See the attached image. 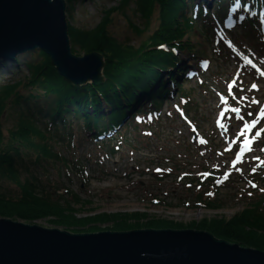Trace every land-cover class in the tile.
<instances>
[{
	"label": "rangeland",
	"instance_id": "374dc122",
	"mask_svg": "<svg viewBox=\"0 0 264 264\" xmlns=\"http://www.w3.org/2000/svg\"><path fill=\"white\" fill-rule=\"evenodd\" d=\"M119 1L79 0L71 6L69 15L66 7L67 32L68 24L84 30L95 28L108 10L118 6ZM125 14L131 24L141 32L134 30L125 16L117 12L110 15L108 32L119 44L138 47L157 29V14L145 22L135 12L134 0L125 8ZM185 16L190 17L188 9ZM194 28L200 31L199 26L194 25ZM242 30L240 28L235 31L232 35L234 39L228 37V45L224 43L216 45L214 39L203 31L192 32L190 40L195 50L192 52L197 56L195 60L198 58L205 60L208 69L204 74H200L202 84L187 82L183 86L180 85L181 88L178 87L176 91L178 97H175L176 92L173 91V98L166 105L168 109L156 122L146 118V121L150 122H144L136 127L128 121L123 127L118 128V132L111 134L112 141L104 145L100 139L95 142H90L89 138L78 141L77 127L74 130L76 135L74 147L71 145L68 150L59 147V150L63 156L90 159L91 164L86 166L88 175L86 182L76 176H69L67 179L64 173L62 175L56 172L54 166L47 169L45 166L40 171L31 166L34 158L25 157L16 158L14 169L17 175L21 180L35 177L41 186L48 187L49 192H53L52 195L67 201V208L71 210L65 215L77 218L76 221L102 215L122 217L125 214L126 219L118 220H125L126 228L138 223L142 224L140 227H151L152 230L203 231L204 227L198 229V225L210 223L212 220H220L225 224L235 215L251 210L255 202L260 201L261 210L264 205V164L261 163L264 162L262 151L264 132H261V129H264V119L254 127L251 125L260 109L264 108V50L259 42L255 43L252 39L246 38ZM190 53L184 51L178 55L186 64L195 67L194 64L197 62L192 59ZM27 55L28 53L18 57L17 67L11 61L4 62L5 65L8 63L7 68L0 65V83H8L27 75L23 65L29 58ZM73 55L84 56L82 53ZM253 64L258 65L257 70L249 66ZM246 73L249 74L248 77H245ZM229 80L234 81L231 84L236 85L238 92L241 91L238 101L230 99V105L239 111L238 116L227 112L225 106L220 104V100L215 96L217 92L223 94L226 92L224 88ZM20 94L27 97L30 94L35 96L36 92L21 89ZM29 103L31 107H35L36 112L42 111L38 112L40 115L37 117L47 123L48 119L41 117L46 116L47 109L50 110L45 101L42 98H35ZM174 103L181 105L182 109L187 108L184 111L185 115L194 126H186L177 118L171 110ZM160 107L162 108V104ZM132 110H135L134 113L138 112L136 115L141 114L137 108ZM104 112L107 114L106 109ZM222 112L223 116L220 115ZM16 123L17 116L11 114L3 125V132L6 134ZM245 125H249L250 128L246 130ZM257 132L261 133L259 137L256 136ZM199 137L206 139L203 145L198 143ZM119 141H122L119 150L111 152ZM234 159L237 167L231 169L230 163ZM58 167L62 169L61 165ZM254 168L256 171H253ZM158 170L162 172L159 173ZM204 171L213 172L214 176L229 175L225 182L215 188L214 183L210 187L198 180V176ZM220 179L221 177L218 178ZM65 192L70 194L67 196ZM0 194L6 198H14L19 195V188L6 178L0 177ZM71 195L74 196L72 199ZM208 201H213L208 203L209 207L204 205ZM143 214L146 217L137 220V215ZM0 219L44 229H57L71 234L120 232L113 230V222L102 220L90 222L92 224L88 226L71 224L72 226L67 227L53 223L55 219L49 216L30 222L8 217ZM157 220L168 226L158 229L156 226L153 227ZM91 228H95V232L90 231ZM132 230L145 228L124 232ZM203 232L214 236L209 231Z\"/></svg>",
	"mask_w": 264,
	"mask_h": 264
},
{
	"label": "trees",
	"instance_id": "16d2710c",
	"mask_svg": "<svg viewBox=\"0 0 264 264\" xmlns=\"http://www.w3.org/2000/svg\"><path fill=\"white\" fill-rule=\"evenodd\" d=\"M77 1L79 0H64L68 15L71 6ZM215 1L219 17L205 8L196 9L194 0H134L135 12L145 22H148L155 13L158 20L157 29L138 47L123 46L108 32L110 15L115 12L124 15L128 24L137 30L125 14V8L132 0H120L118 6L108 10L98 26L91 30L74 28L68 24L70 49L73 54L96 52L103 58V82L98 86L71 85L56 73L44 53L39 50L28 53L29 58L23 62L27 75L8 83H0V177L6 178L19 188V195L14 198H6L0 194V217L30 222L49 216L55 219L53 223L67 227L72 226L71 224L88 226L92 224L90 222H101L100 220L108 223L111 221L114 224L113 230L120 232L151 228L140 227L142 224L138 223L126 228L125 220H118L126 219L125 214L122 217L102 215L76 221L77 218L65 215L71 210L67 208L68 202L52 195L53 192L50 193L48 187L41 186L35 177L21 180L14 169L15 161L17 157L34 158L31 166L40 171L45 166L46 169L54 166L56 172L62 175L64 173L67 179L69 176H76L86 182L88 176L86 166L91 164L90 159L63 156L59 147L64 150H68L71 145L74 147L76 138L74 130L77 127L78 141L83 138H89L90 142L97 141L99 138H105L110 132H116L124 117H127L148 93L155 91L156 85L164 78L163 73L173 79V72L178 70L179 66H183L173 51L180 54L187 51L191 52L192 58L197 57L192 52L195 50L190 40L193 31L197 33L203 31L218 45L213 33L215 25L217 21L227 17V8L232 4H240L238 19L240 26L243 27L242 31L245 32L243 35L261 45L260 18L256 17L254 9L258 7V11H263L264 7L260 4H264V0ZM187 9L191 13L189 18L185 16ZM194 25L199 26L200 31H196ZM18 60L19 58L15 60L16 67L19 64ZM2 65L5 67V63ZM21 89L35 91L36 95L24 97L20 94ZM157 92L154 95L159 93ZM35 98H42L46 106H49L50 110L47 109L46 116L41 115L42 118L48 119L47 123L35 119L40 115L38 112H42L41 110L36 112L35 107H31L29 101ZM105 109L109 111L108 114L103 113ZM11 114L17 116V123L5 134L3 125ZM121 145L122 141H119L111 152L115 153ZM59 165L62 169H59ZM210 181L209 179L207 182ZM65 194L68 196L70 193ZM73 197L71 195V199ZM71 199L70 201H76ZM210 202L213 201L202 203L209 207ZM259 202H255L251 210L235 215L225 224L220 220H212L210 223L198 225V229L204 227V230L219 239L264 251V205L259 210ZM137 216V220L146 217L144 214ZM155 226L158 229L166 228L168 225L157 220L153 227ZM95 228H91L90 231L95 232Z\"/></svg>",
	"mask_w": 264,
	"mask_h": 264
},
{
	"label": "water",
	"instance_id": "95a60500",
	"mask_svg": "<svg viewBox=\"0 0 264 264\" xmlns=\"http://www.w3.org/2000/svg\"><path fill=\"white\" fill-rule=\"evenodd\" d=\"M64 0H0V60L39 50L74 86L101 85L98 53H71ZM0 264H264V253L194 230L71 234L0 219Z\"/></svg>",
	"mask_w": 264,
	"mask_h": 264
},
{
	"label": "bare ground",
	"instance_id": "6f19581e",
	"mask_svg": "<svg viewBox=\"0 0 264 264\" xmlns=\"http://www.w3.org/2000/svg\"><path fill=\"white\" fill-rule=\"evenodd\" d=\"M262 2V1H261ZM260 6L261 7H264V4H260ZM115 7H113L112 9H114ZM255 9H259L258 7H255ZM116 13V12H115ZM152 35V34H151ZM150 35V36H151ZM149 36V37H150ZM163 48V47H162ZM17 59V58H16ZM16 59H14V60H6V61H11V62H13V61H15ZM1 61V60H0ZM164 90V92L162 93V94H159L158 92V94L157 95H154V93L156 92V91H158V90ZM150 92H151V90H149ZM170 93V91H169V89L167 88V87H163V86H161L160 85V83H158L157 85H156V89H155V91H152V93H148L147 94V96H149L151 99H155V100H158V99H160L162 96H164V97H166V96H168V94ZM150 100H143V105H142V108H143V111H145L147 114H149V115H152V110H151V108L149 107V104H150ZM105 111V110H104ZM103 111V113L104 114H106L105 112ZM108 112L109 111H107V114H108ZM36 117V116H35ZM36 120H38V121H40L39 119H38V117H36L35 118ZM123 119V118H122ZM124 119H127V117H124ZM122 120L121 122H120V124L122 125V127L126 124V121L125 120ZM104 144H106V143H103V145ZM231 220V219H230ZM230 220H227L226 222H229ZM220 240V239H219ZM224 241V240H223ZM226 243H228V244H230V245H233V244H235V243H232V242H229V241H225ZM236 245H239V244H236ZM239 246H241V245H239ZM241 247H243V246H241ZM243 248H248V249H253V250H256V251H259V252H262V253H264V251H261V250H258V249H255V248H250V247H243Z\"/></svg>",
	"mask_w": 264,
	"mask_h": 264
},
{
	"label": "snow or ice",
	"instance_id": "6c2138e0",
	"mask_svg": "<svg viewBox=\"0 0 264 264\" xmlns=\"http://www.w3.org/2000/svg\"><path fill=\"white\" fill-rule=\"evenodd\" d=\"M253 87H255V85H253ZM220 115L223 116L224 113L222 112ZM261 119H264V108H261V109H260V112H259L257 118H256L255 120L252 121V125H251V126L254 127V126H255V125H256ZM249 128H250L249 125H245V129H246V130L249 129ZM261 132H264V129H261ZM260 135H261L260 132H257V133H256V136H257V137H259ZM262 151H264V149H262ZM237 159H239V157H237ZM261 163L264 164V162H261ZM158 171H159V170H158ZM253 171H256V169L254 168ZM225 178H226V177H225ZM252 186L255 187V185H252Z\"/></svg>",
	"mask_w": 264,
	"mask_h": 264
}]
</instances>
